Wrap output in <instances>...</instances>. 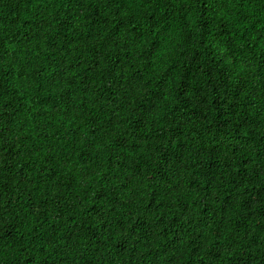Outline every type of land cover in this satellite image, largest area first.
I'll list each match as a JSON object with an SVG mask.
<instances>
[{
    "label": "trees",
    "instance_id": "16d2710c",
    "mask_svg": "<svg viewBox=\"0 0 264 264\" xmlns=\"http://www.w3.org/2000/svg\"><path fill=\"white\" fill-rule=\"evenodd\" d=\"M0 264H264V0H0Z\"/></svg>",
    "mask_w": 264,
    "mask_h": 264
}]
</instances>
